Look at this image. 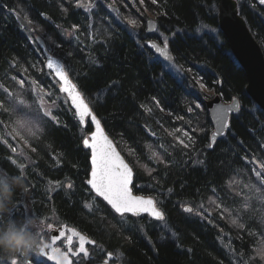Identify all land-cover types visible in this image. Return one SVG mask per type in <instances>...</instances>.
Wrapping results in <instances>:
<instances>
[{"label":"trees","instance_id":"1","mask_svg":"<svg viewBox=\"0 0 264 264\" xmlns=\"http://www.w3.org/2000/svg\"><path fill=\"white\" fill-rule=\"evenodd\" d=\"M236 1L264 53V7ZM0 5V188L10 190L0 195V235L14 226L40 237L66 225L96 243L98 258L111 253L122 264H264V111L220 30L219 0ZM39 38L133 168L135 194L154 198L163 222L121 218L87 187L83 140L93 128L81 127L59 93ZM165 38L173 64L145 45ZM215 96L238 99L240 111L211 148L206 103ZM26 251L0 247V264H35Z\"/></svg>","mask_w":264,"mask_h":264},{"label":"water","instance_id":"2","mask_svg":"<svg viewBox=\"0 0 264 264\" xmlns=\"http://www.w3.org/2000/svg\"><path fill=\"white\" fill-rule=\"evenodd\" d=\"M259 5V0H255ZM264 7V5H261ZM219 24H220V30L226 37L230 49L235 56L236 60L239 62L240 66L243 68L246 77H247V93L248 95L252 98V100L255 102V104L264 111V53L262 51L261 46L259 43L256 41L255 37L253 36L252 32L250 31L247 22L245 19L240 15L239 11V5L236 0H219ZM148 28H149V33H153L157 30V23L154 20H150L148 22ZM41 51L43 53V56L46 60V69L54 76V78L57 80L59 83V91L63 95L66 96V98L69 101V104L72 108V110L75 112V117L76 120L81 124L82 128L84 129L86 127L87 121L90 122V124L93 127V132H98V135L96 137L97 140H100L101 137H107V140L111 143L113 151L117 153L123 160L124 162L129 166L131 169V179L129 182V190L132 193L133 196L135 197H140L143 199H151L154 202V210L156 212H159L161 215L156 216L153 215L152 212H140L138 214H133V213H116L115 210L102 198L99 197V195L95 192L94 189L91 188V186L88 184V181L86 183L87 187L91 190V192L98 198H100L102 201H104L113 211L116 215L118 216H131L134 218H139L143 216H148L150 219L154 221H163L165 219L164 214L157 208L156 201L153 198L150 197H144V196H138L134 194L133 191V185H134V180H135V172L131 165L127 162L125 157L122 155L120 150L118 149L116 143L114 140L107 134L103 124L101 123L100 119L96 116V114L93 112L92 108L90 107L92 113L95 115L96 119L99 121V128L97 129L96 125L91 121L90 117L86 118L85 122L82 123L77 114L76 110L74 109V106L71 103L70 98L68 95L61 91V86H62V81L59 79L58 76H56L54 70L49 69L47 67L48 63L51 61L54 64H58L62 66V69L65 73V67L62 63L61 60L57 59L56 57L52 56L44 44V42L39 39L38 40ZM146 47L151 50V52L154 54V56L158 59L161 60L167 64H173L174 63V56L170 52V47L169 45H162L156 41H146L145 43ZM150 45H156L158 48L164 49L163 52H158L156 49L153 47H150ZM171 57V60H168L167 57ZM68 79L71 81L72 84L76 86V84L72 81V79L69 77L67 74ZM76 89L78 92L82 95L80 92L79 88L76 86ZM84 98V96L82 95ZM85 100V98H84ZM86 103H88L85 100ZM238 105V110L235 108L233 109L232 112H229L227 114V124L224 127L223 132H220L218 129L220 128V125H218L215 121V112H216V106L221 105L225 108L227 107H232L233 105ZM206 108L209 113L211 122L213 124V133L211 135V148L216 144V142L220 139H223L226 137L228 132L230 131L231 127V119L234 115H237L240 111V102L238 99H235L231 103H226L224 102L219 96H215L211 100L207 101L206 103ZM92 132V133H93ZM92 133L89 135L88 139L90 143H94L95 141L92 139ZM86 150H88L91 154V159H90V164H91V172L93 170V164H92V149L84 146ZM91 172L89 179H91ZM186 212H190V208L185 209ZM53 237H57L55 241H53ZM81 238L84 241V247L87 252V255L84 253H80L79 249L76 253L72 252L71 248L69 247V251L72 254V257L78 258L79 256H83L87 262L92 258L91 253L88 251V246H95V243L89 240L87 237H85L83 234L77 232L74 229L67 228V227H60L58 228L51 236V241L49 243L47 242H42L40 245L37 246V250L40 252L41 256H43L45 259L47 257H54V259H47L51 264H73V259L70 257L69 253H62L60 250L55 249V246L57 243L62 241L63 239L67 240L70 243L76 239L79 242ZM117 258L111 254L107 255V258L102 262V263H97V264H112L113 262H116Z\"/></svg>","mask_w":264,"mask_h":264},{"label":"snow or ice","instance_id":"3","mask_svg":"<svg viewBox=\"0 0 264 264\" xmlns=\"http://www.w3.org/2000/svg\"><path fill=\"white\" fill-rule=\"evenodd\" d=\"M143 4V0H140ZM152 3H156V0H152ZM261 5H264V0H259ZM2 7V5H0ZM130 23L135 24V21H130ZM165 45H167V38H165ZM158 52H163L164 49L158 48L156 45H150ZM171 60V57H167ZM47 67L54 70L56 76L62 81L61 91L65 92L71 100L76 114L79 120L84 123L86 118L91 119V121L99 128V121L96 119L95 115L92 113L88 103L85 102L82 95L76 89V86L71 83L68 79L67 73L62 69L61 65L49 62ZM203 87V85H200ZM199 107V105H197ZM238 105H233L232 107H223L221 105L216 106L215 121L220 128V132H223L224 127L227 124V114L232 112L235 108L238 110ZM191 110V109H190ZM98 132L92 133V139L94 143H90L88 139L83 140L84 146L91 148L92 151V164L93 170L91 172V179L88 180V184L92 189L102 197L114 210L116 213H133L138 214L140 212H152L153 215L160 216L159 212L154 210V202L151 199H143L140 197H135L129 190V182L131 179V169L124 162V160L113 151L111 143L107 140V137H101L97 140L96 137ZM212 145H209L211 147ZM14 163V161H13ZM71 187V185H69ZM235 223V221H233ZM53 241L57 237L52 238ZM79 252L87 255L84 247V241L81 238L79 245ZM47 259H54V257H47ZM10 264H19V259L15 258L10 260ZM35 264H47L46 259L43 256H37L35 258Z\"/></svg>","mask_w":264,"mask_h":264},{"label":"clouds","instance_id":"4","mask_svg":"<svg viewBox=\"0 0 264 264\" xmlns=\"http://www.w3.org/2000/svg\"><path fill=\"white\" fill-rule=\"evenodd\" d=\"M10 190L7 187L0 188V195H8ZM31 246L30 237L21 229L10 227L8 231L0 235V247L8 249L27 248Z\"/></svg>","mask_w":264,"mask_h":264},{"label":"rangeland","instance_id":"5","mask_svg":"<svg viewBox=\"0 0 264 264\" xmlns=\"http://www.w3.org/2000/svg\"><path fill=\"white\" fill-rule=\"evenodd\" d=\"M151 20H154V18H151ZM38 97V100H39V102H40V106H41V110L43 111V113L45 114H48V104H47V101H46V99L43 97V96H37ZM35 105V104H34ZM37 107H39V104H37L36 105ZM37 123H39V119H35V121H33V122H30L29 124H27V126L28 127H33V125H37ZM27 126H26V128H23L24 129V131H26L27 130ZM193 212V210H191V212L190 213H192ZM57 227H54L53 225H51V226H49V227H46L45 229H42V232L40 233V237H42V236H45L47 233H52L55 229H56ZM162 228V227H161ZM165 228L166 227H164V230H165ZM32 234H33V231H32V229H31V231H30ZM43 232H45L46 234L44 235V233ZM30 234V233H29ZM34 236V235H33ZM29 236L30 237V239H31V246L30 247H27L26 248V253H25V256H27L29 253H31V254H33L35 257H37V256H40L39 255V253H38V251L36 250V246L38 245V243H39V240H40V237H36V236ZM160 237V236H159ZM160 239L162 240V239H164V235L162 234L161 235V237H160ZM163 241V240H162ZM105 256V255H104ZM101 258H103V257H101ZM119 258V257H118ZM120 262V261H119ZM25 264H27V263H25ZM120 264V263H119Z\"/></svg>","mask_w":264,"mask_h":264},{"label":"flooded vegetation","instance_id":"6","mask_svg":"<svg viewBox=\"0 0 264 264\" xmlns=\"http://www.w3.org/2000/svg\"><path fill=\"white\" fill-rule=\"evenodd\" d=\"M51 235L46 238V237H41L39 240V244L43 241L45 242H50L51 241ZM69 242L65 239H63L62 241H60L59 243L56 244L55 249H58L62 252H70L69 251V247L72 249L73 252H77L78 248H79V242L78 240L74 239L71 243L70 246L68 245ZM91 247H89L90 250ZM91 255L93 256V259H90V264H94L97 262H102L103 260H97L96 256L93 255V251L90 250ZM74 264H87V262L85 261V259L83 257H78V258H74Z\"/></svg>","mask_w":264,"mask_h":264}]
</instances>
